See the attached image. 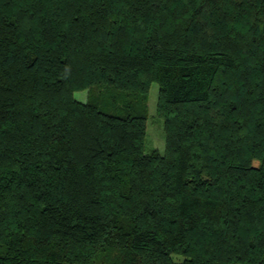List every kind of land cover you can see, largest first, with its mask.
Masks as SVG:
<instances>
[{
    "label": "trees",
    "instance_id": "trees-1",
    "mask_svg": "<svg viewBox=\"0 0 264 264\" xmlns=\"http://www.w3.org/2000/svg\"><path fill=\"white\" fill-rule=\"evenodd\" d=\"M0 264H264V0H0Z\"/></svg>",
    "mask_w": 264,
    "mask_h": 264
},
{
    "label": "rangeland",
    "instance_id": "rangeland-1",
    "mask_svg": "<svg viewBox=\"0 0 264 264\" xmlns=\"http://www.w3.org/2000/svg\"><path fill=\"white\" fill-rule=\"evenodd\" d=\"M159 89V83L154 82L148 94V128L145 151L151 152L156 149L163 154L166 150V134L164 118L157 112ZM75 95L77 99L85 102L88 99V90L76 91ZM100 103L97 102V104Z\"/></svg>",
    "mask_w": 264,
    "mask_h": 264
}]
</instances>
